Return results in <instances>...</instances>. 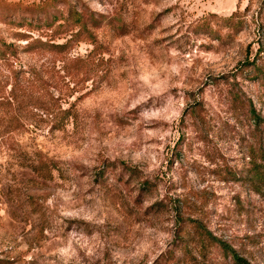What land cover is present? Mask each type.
<instances>
[{"label":"rangeland","instance_id":"rangeland-1","mask_svg":"<svg viewBox=\"0 0 264 264\" xmlns=\"http://www.w3.org/2000/svg\"><path fill=\"white\" fill-rule=\"evenodd\" d=\"M260 16L0 0V264H235L218 240L264 264V196L224 179L262 135L251 103L264 126V78L234 75Z\"/></svg>","mask_w":264,"mask_h":264},{"label":"trees","instance_id":"trees-1","mask_svg":"<svg viewBox=\"0 0 264 264\" xmlns=\"http://www.w3.org/2000/svg\"><path fill=\"white\" fill-rule=\"evenodd\" d=\"M245 16V15H244ZM230 18H235V22L233 25L236 27L243 25L244 17L242 12L238 10H234L229 14ZM258 18L257 26L260 27L261 31L258 33L257 46L253 50L251 49L250 43L246 47L245 56L240 59L235 67L234 75L237 73H253V77L256 79L264 78V18ZM256 19V18H255ZM5 46H11V44L4 43ZM2 50V49H1ZM3 53V54H2ZM4 52H0V58L3 57ZM252 75V74H251ZM249 77H252V76ZM12 90V88H10ZM8 97L11 99L15 98V95L10 91ZM249 108V113L251 114V118L253 120V125L255 127H259L261 131V136L259 138L258 144H250L249 150L247 151V160L243 163V165L239 168H228V170H224L227 176H224V179H233L236 181H241L243 184H247L251 190L257 192L259 195L264 196V126L261 127L262 117L258 112H256L255 106L251 103ZM12 125L11 119H6L0 122V131L11 129L9 127ZM178 212V211H177ZM179 213V212H178ZM181 218H185L181 216ZM195 221V227L199 233L202 235L203 231H205L204 223L199 220ZM220 245L224 247V249H230L232 251V258L235 264H252L245 257L239 255L235 252L233 248H231L226 242L218 240Z\"/></svg>","mask_w":264,"mask_h":264}]
</instances>
